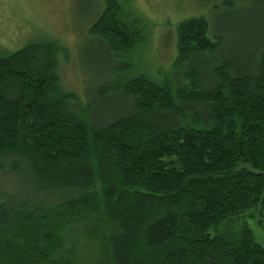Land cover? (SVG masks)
Segmentation results:
<instances>
[{
    "label": "trees",
    "instance_id": "trees-1",
    "mask_svg": "<svg viewBox=\"0 0 264 264\" xmlns=\"http://www.w3.org/2000/svg\"><path fill=\"white\" fill-rule=\"evenodd\" d=\"M103 2L89 32L118 60L145 23ZM209 30L178 23L171 79L114 61L93 101L57 41L0 55V264H264V35L249 65ZM105 96L124 108L98 118Z\"/></svg>",
    "mask_w": 264,
    "mask_h": 264
},
{
    "label": "rangeland",
    "instance_id": "rangeland-1",
    "mask_svg": "<svg viewBox=\"0 0 264 264\" xmlns=\"http://www.w3.org/2000/svg\"><path fill=\"white\" fill-rule=\"evenodd\" d=\"M119 1L125 13H133L128 17L144 21L146 39L118 60L110 59L89 32L103 10V0H0V55L29 44L59 42L67 47L66 55H59L62 84L84 102L95 100L99 88L111 79L114 61L130 74L144 73L156 81L171 79L177 56V25L184 19L207 18L210 37L222 41L215 56H236L249 65L256 59L264 35V0ZM226 1L232 6L224 5ZM97 103L98 118L122 111L125 104L109 96ZM0 187H5L2 179ZM254 213L251 224L264 245V213Z\"/></svg>",
    "mask_w": 264,
    "mask_h": 264
}]
</instances>
